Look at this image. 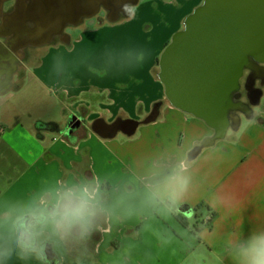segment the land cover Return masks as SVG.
Returning <instances> with one entry per match:
<instances>
[{"label":"crops","instance_id":"obj_1","mask_svg":"<svg viewBox=\"0 0 264 264\" xmlns=\"http://www.w3.org/2000/svg\"><path fill=\"white\" fill-rule=\"evenodd\" d=\"M20 2L0 0V27ZM164 2L173 12L154 10L162 31L148 40L128 31L148 6L127 1L87 0L18 47L0 29V264H241L264 235V93L222 134L174 104L156 68L189 0ZM132 119L131 135L120 122ZM88 196L87 235L56 227ZM26 228L40 255L20 244Z\"/></svg>","mask_w":264,"mask_h":264},{"label":"water","instance_id":"obj_2","mask_svg":"<svg viewBox=\"0 0 264 264\" xmlns=\"http://www.w3.org/2000/svg\"><path fill=\"white\" fill-rule=\"evenodd\" d=\"M263 55L264 0H205L187 17L185 28L175 33L163 51L159 75L174 104L205 118L222 134L232 124V111L236 108L233 99L230 98L229 107L222 105L218 117L203 109L201 103L195 104L193 92L200 93L212 78L224 80L223 85L229 78L231 83L234 81V87L228 89V96L232 97L234 91L241 89L245 68L255 66ZM234 59L236 69L232 72ZM203 96L202 101L209 93L203 92ZM131 121L125 127L132 135L140 121ZM81 124L79 116L73 114L68 123L69 132Z\"/></svg>","mask_w":264,"mask_h":264},{"label":"rangeland","instance_id":"obj_3","mask_svg":"<svg viewBox=\"0 0 264 264\" xmlns=\"http://www.w3.org/2000/svg\"><path fill=\"white\" fill-rule=\"evenodd\" d=\"M85 1L87 0H64L63 4H57L50 6L49 9L43 7L42 0H31L29 3L26 0H21L20 5L17 8V11L9 16V20L4 27H0V29L4 28L6 32H14L15 35L12 37V41L15 43V46L18 47L20 44L24 45V43L36 41V40H42L45 37L50 38L53 36L54 32H57L59 27V19L61 17L68 16V10L73 7V9H77L80 5L82 6ZM91 3L93 0H90ZM95 2L98 0H94ZM112 7H117V4L122 3L126 5L127 0H109ZM166 3H181V1L185 0H165ZM205 2V0H189L188 7L184 8L185 13L182 14L181 11H179L178 7H176L175 10H178L180 14L176 13V16H172L169 22L177 24V26L180 27V30L185 28L186 25V19L187 17L192 14L195 9L202 5ZM138 3H145L148 6V10L146 12L142 11V13L139 15L135 26L128 29L130 35H139L145 38L146 40L152 39L151 36L158 38L161 29V21L162 18H158V14L154 12L155 9L158 11H165L169 9L173 12V9L175 5H166L169 6L168 8L164 5V0H138ZM196 3V4H195ZM150 5V6H149ZM153 5V6H152ZM164 5V6H163ZM162 7V8H161ZM192 7V8H190ZM64 9L65 12L62 14L61 9ZM186 10L188 11L186 13ZM181 15V16H179ZM32 19L35 23V27L31 28L29 26L28 22ZM142 21H146L143 23V25L140 27L139 25L142 23ZM166 24V23H165ZM55 27L57 29H55ZM81 30V29H80ZM80 30H78L80 32ZM176 31L175 33H177ZM39 32H44V34H39ZM171 36V40L169 42H172V39L175 35ZM166 48V47H165ZM8 48H6L5 45L0 44V51L6 52ZM163 53V52H162ZM161 53V55H162ZM36 55V54H34ZM160 55V56H161ZM31 55L29 56V58ZM6 58L8 59V55L6 54ZM5 58L6 61H8ZM10 60V58H9ZM14 61V59H13ZM13 61L11 63H13ZM31 63L37 62L36 59L31 58L29 60ZM157 72L160 74L161 66L160 64L157 66ZM11 65L8 64L5 61H0V72L7 71V69L10 70ZM32 70V68H30ZM245 78H243V82L245 81ZM14 97H18L17 95H13ZM1 98V96H0ZM48 101H51L49 104H53L57 101V97L53 94L48 95ZM17 101L10 100L11 106H16ZM48 104V105H49ZM14 111H17V108H14ZM141 112H144L142 108H140ZM27 114V116L30 114ZM2 128V126H0Z\"/></svg>","mask_w":264,"mask_h":264},{"label":"flooded vegetation","instance_id":"obj_4","mask_svg":"<svg viewBox=\"0 0 264 264\" xmlns=\"http://www.w3.org/2000/svg\"><path fill=\"white\" fill-rule=\"evenodd\" d=\"M134 2H138V0H127V5L129 6V8ZM24 47L25 46H23V48ZM22 49H20V55L25 56L26 52H24ZM235 64L236 60L234 59L232 60V72H234L236 69ZM245 76L246 79L243 82V78H245ZM223 81L224 80H221L219 77L216 79L212 78V82L207 85V87H204V90H202L200 93L197 92V94H195V92H193L192 101L197 105L201 103L203 109L208 110L211 113L213 112L219 117L221 116V111H223L222 105H224L225 107H229V100L230 98L233 99L232 101L234 102L236 108L232 111L234 117L231 118V123L237 125L240 120L241 111H247L251 109V105L258 102L260 100L261 94L264 93V55L261 56L260 59H258L255 66H248L245 68L243 77L241 78V89L237 92L234 91L232 97L228 96V89L231 86L234 87V81H232L231 83V80H229L228 78L224 85ZM191 90L194 89L192 88ZM245 91L247 93H245ZM203 92L209 93V96H206L204 101H202V99L204 98ZM191 93L192 91L190 92V95ZM127 122L129 123V121H122L120 123L121 125L125 126Z\"/></svg>","mask_w":264,"mask_h":264},{"label":"clouds","instance_id":"obj_5","mask_svg":"<svg viewBox=\"0 0 264 264\" xmlns=\"http://www.w3.org/2000/svg\"><path fill=\"white\" fill-rule=\"evenodd\" d=\"M184 186H186V181L184 182ZM85 193L87 194V190H85ZM91 199L92 197L88 196L87 199L74 208L66 210L61 220H54L56 227H63V221H68V227H71L73 223H79L82 236L87 235L91 226L90 218L95 214L94 210L89 207ZM52 215L55 217L56 213ZM21 227H25L23 223ZM20 244L26 252H36L38 255L42 252V249L36 244L31 232L27 228L20 240ZM240 256L241 264H264V235L254 236L250 243L241 249Z\"/></svg>","mask_w":264,"mask_h":264},{"label":"trees","instance_id":"obj_6","mask_svg":"<svg viewBox=\"0 0 264 264\" xmlns=\"http://www.w3.org/2000/svg\"><path fill=\"white\" fill-rule=\"evenodd\" d=\"M171 42H169L167 45H166V47L170 44ZM160 62V57H159V59H158V63ZM211 221H213V218L211 219Z\"/></svg>","mask_w":264,"mask_h":264}]
</instances>
